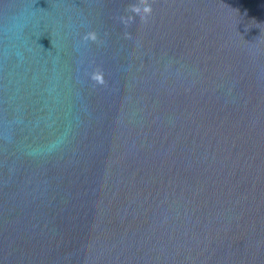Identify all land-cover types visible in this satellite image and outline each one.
<instances>
[{"label":"water","instance_id":"1","mask_svg":"<svg viewBox=\"0 0 264 264\" xmlns=\"http://www.w3.org/2000/svg\"><path fill=\"white\" fill-rule=\"evenodd\" d=\"M0 264H264V0H0Z\"/></svg>","mask_w":264,"mask_h":264}]
</instances>
